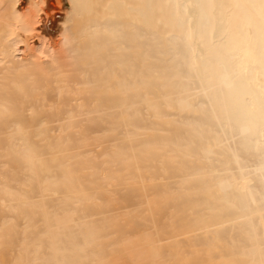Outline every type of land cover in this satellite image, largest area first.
<instances>
[{"label":"bare ground","instance_id":"bare-ground-1","mask_svg":"<svg viewBox=\"0 0 264 264\" xmlns=\"http://www.w3.org/2000/svg\"><path fill=\"white\" fill-rule=\"evenodd\" d=\"M0 264H264V0H0Z\"/></svg>","mask_w":264,"mask_h":264}]
</instances>
